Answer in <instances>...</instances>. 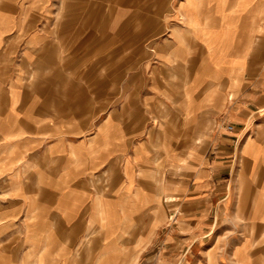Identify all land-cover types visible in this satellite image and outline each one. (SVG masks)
I'll list each match as a JSON object with an SVG mask.
<instances>
[{
  "label": "crops",
  "instance_id": "crops-1",
  "mask_svg": "<svg viewBox=\"0 0 264 264\" xmlns=\"http://www.w3.org/2000/svg\"><path fill=\"white\" fill-rule=\"evenodd\" d=\"M156 237L168 264H264V0H0V264Z\"/></svg>",
  "mask_w": 264,
  "mask_h": 264
},
{
  "label": "rangeland",
  "instance_id": "rangeland-1",
  "mask_svg": "<svg viewBox=\"0 0 264 264\" xmlns=\"http://www.w3.org/2000/svg\"><path fill=\"white\" fill-rule=\"evenodd\" d=\"M137 10V7H134ZM220 17H222L224 14H219ZM204 16H207V14H205ZM210 16V15H208ZM228 25L233 26L236 23V20L231 17V15H228ZM256 16V15H253ZM206 21V20H204ZM144 25L141 22H135L134 23V47L130 46L129 42H126L124 39V45L122 47V69H123V73H124V77H123V84L124 86L128 84L131 85V83H134V78L133 77H126L127 75H129V71L134 70L135 66L134 63L132 64L131 61V57H132V49H134V62L139 61L143 58L146 57L150 51L147 47V42H148V38L147 35H145L146 31L143 30ZM203 32L205 33V40L206 41H213L217 38H224L225 36H227L228 34L222 32V30H203ZM223 33V34H222ZM112 63L108 62L109 64H114V68L119 66V62H117V64H115V61H110ZM109 68V66L107 67V69ZM111 80V79H108ZM114 81L116 79H113ZM125 91V88H124ZM115 97H118V95L114 96L112 95H108V101L109 100H114ZM124 99L125 97H127L126 100H131L132 98H130V95L124 94L123 95ZM111 98V99H110ZM145 228H142V231ZM145 231V230H144ZM136 232V231H135ZM144 245L139 247V251H135L137 250V247H134V255H123V257L126 259V261H124L122 264H168V262L171 260L173 262V260L171 258L168 257V255H164L163 253H161L159 251V248H157L158 246V240L157 237L155 239V242L151 244L148 243H143ZM154 245V246H153ZM134 259H132V258ZM115 264V263H113Z\"/></svg>",
  "mask_w": 264,
  "mask_h": 264
},
{
  "label": "built area",
  "instance_id": "built-area-1",
  "mask_svg": "<svg viewBox=\"0 0 264 264\" xmlns=\"http://www.w3.org/2000/svg\"><path fill=\"white\" fill-rule=\"evenodd\" d=\"M229 128H231V127H229Z\"/></svg>",
  "mask_w": 264,
  "mask_h": 264
}]
</instances>
